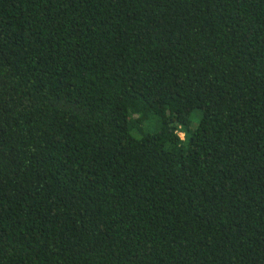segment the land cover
I'll return each instance as SVG.
<instances>
[{
	"label": "trees",
	"instance_id": "obj_1",
	"mask_svg": "<svg viewBox=\"0 0 264 264\" xmlns=\"http://www.w3.org/2000/svg\"><path fill=\"white\" fill-rule=\"evenodd\" d=\"M0 264H264V0H0Z\"/></svg>",
	"mask_w": 264,
	"mask_h": 264
},
{
	"label": "rangeland",
	"instance_id": "obj_2",
	"mask_svg": "<svg viewBox=\"0 0 264 264\" xmlns=\"http://www.w3.org/2000/svg\"><path fill=\"white\" fill-rule=\"evenodd\" d=\"M196 115H198L199 117L202 115V111L201 110H196ZM153 130V129H152ZM181 136L183 137V135L181 134Z\"/></svg>",
	"mask_w": 264,
	"mask_h": 264
}]
</instances>
